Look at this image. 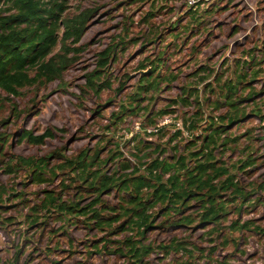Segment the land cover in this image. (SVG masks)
Listing matches in <instances>:
<instances>
[{
	"label": "rangeland",
	"instance_id": "1",
	"mask_svg": "<svg viewBox=\"0 0 264 264\" xmlns=\"http://www.w3.org/2000/svg\"><path fill=\"white\" fill-rule=\"evenodd\" d=\"M68 5L71 17L84 11L93 13L79 43L82 50L77 62L65 72L63 81L39 91L23 90L20 98L8 97L0 89V120L7 121L0 138L8 139L6 154L42 158L63 150L68 156H77L85 148H97L101 160L121 153L119 161L136 165L132 155L139 145L142 149L149 142L147 130L156 128L146 121L151 117L157 126L168 118L169 125L152 137L154 148L139 156L158 149L152 158L165 150L164 157L172 159L188 143L183 137L170 143L176 123L190 126L200 106L204 125L208 117L227 114V103L232 100L246 116L221 138L240 140L230 143L223 153L219 149L216 157L231 167L254 154L258 162L248 169L250 175L238 178L246 184L264 182V0H196L194 4L191 0H69ZM107 50L108 65L101 69V55ZM93 71L99 76L90 77ZM141 84L148 91L141 94L139 104L129 103ZM225 84L237 89L230 100ZM185 89L195 95L187 106L180 101L187 97ZM218 104L224 107L217 111ZM123 107L131 111L112 119ZM161 110H168L169 116H158ZM198 129L194 131L197 137L201 135ZM47 130L54 137L41 146L21 138L26 131L41 136ZM107 162V171L116 170L117 162ZM49 163L50 168L58 164L55 160ZM3 187L7 193L0 202V221L4 222L0 223V264H127L114 253L115 242L123 235L109 237L112 243L108 244L106 237L83 223L64 232L62 224L48 217L40 222L46 221L43 227L26 222L30 208L19 204L11 193H24L26 204L33 206L47 190L60 193L59 181L40 185L28 173L8 175L2 169ZM72 195L64 191L62 197ZM253 195L242 216V223H254L248 229L231 233L225 227L221 234H210L202 225L150 231L144 237L146 243L158 246L175 239L183 241L187 251L168 256L155 251L146 264H264V190ZM105 198L118 204L114 194ZM257 198H261L260 204L251 208Z\"/></svg>",
	"mask_w": 264,
	"mask_h": 264
},
{
	"label": "trees",
	"instance_id": "2",
	"mask_svg": "<svg viewBox=\"0 0 264 264\" xmlns=\"http://www.w3.org/2000/svg\"><path fill=\"white\" fill-rule=\"evenodd\" d=\"M68 2L0 0V89L8 97L20 98L23 90L34 88L39 91L56 81L62 82L65 72L77 62L82 50L79 43L93 11H84L71 17L68 14ZM109 55V50L102 53L99 62L101 69L107 67ZM89 76L96 78L99 72L93 71ZM89 83L92 84V79H89ZM225 87L228 91L226 97L230 100L237 89L232 84H225ZM144 91H148V88L141 84L139 93L134 95L136 98L129 97V103L139 104L137 100ZM184 95L187 97L180 101L186 106L190 105L189 99L195 96L194 91L185 89ZM222 105L218 104L215 110L224 107ZM227 105L230 108L227 114L216 119L208 117L204 125L203 111L199 106L192 119L194 122L188 128L195 141L186 144L183 153L172 159L163 157L165 150L152 158L158 149L139 156L143 150L154 148L151 142H147L142 149L138 148L140 145L137 147V154L132 155L138 161L136 165L128 160L119 161L121 153L101 160V151L97 148L95 151L85 148L77 156H68L61 150L47 157L26 158L15 153L6 154L8 139L3 136L0 138V156L4 155L0 159V170L3 169L8 175L23 171L40 185L59 181L62 189L60 193L47 190L43 199L37 200L33 206L26 204L24 193H11L13 198L19 200V204L30 208L26 220L30 226L43 227L46 221L43 224L40 222L48 217L62 224L61 231L64 232L72 225L83 223L89 230H96L103 239L106 237L108 244L112 243L109 237L123 235L121 240L115 242L114 253L124 258L127 264H146V258L155 251H161L160 254L165 256L187 251L185 243L175 239L164 241L158 246L153 242L146 243L144 237L150 231L162 233L172 228L195 229L203 225L210 229V234H221L225 227L232 233L248 229L254 224L252 220L242 223V216L244 208L252 203L253 194L264 190V182L246 184L238 176L250 175L248 169L258 159L253 157L254 154H249L229 167L216 157L219 149L223 153L230 143L239 142L238 138L229 140L221 137L232 125L243 122L246 116L237 102L231 100ZM127 111L131 110L123 107L121 113L114 114L112 119H119L120 114ZM167 114L168 110H161L158 116ZM146 121L148 125L157 126L151 117ZM6 122L1 118L0 129L6 126ZM198 128L201 129L199 137L194 133ZM162 130L160 128L159 132ZM180 134L179 131L171 136L170 143L175 142ZM53 137L50 130L41 136H35L31 131L21 136L34 146H41ZM199 141L201 143L197 147ZM52 160L58 164L50 168L49 162ZM108 160L117 162L116 170H106ZM64 191L73 192V195L63 199ZM6 193L7 189L0 188L1 203ZM112 194L118 201L116 205L105 198ZM84 201L89 203L83 205ZM260 202L261 198H257L253 202L255 205L250 207L256 208ZM43 212L46 216H42ZM230 221V225L224 226Z\"/></svg>",
	"mask_w": 264,
	"mask_h": 264
},
{
	"label": "built area",
	"instance_id": "3",
	"mask_svg": "<svg viewBox=\"0 0 264 264\" xmlns=\"http://www.w3.org/2000/svg\"><path fill=\"white\" fill-rule=\"evenodd\" d=\"M191 2H192V4H194V3H196V0H191ZM167 116H169V115H164L163 116V118H165V117H167ZM162 118V119H163ZM169 125V121H168V118H166L164 121L162 120V123H161V125H159V126H156V128H153V129H148L147 130V135H148V138H147V141H149V142H153L152 141V137H156V136H158L159 134L158 133H160L159 132V130H160V128H165L166 126H168ZM175 128H176V131H175V133H177V132H181V134H180V136L175 140V143L176 142H178L177 140L180 138V137H183V138H185V139H187V142L189 143L190 142V140H192L193 139V133L188 129L189 128V126L187 125V123H185V122H178V123H176L175 124ZM174 133V134H175ZM155 135V136H154ZM187 143V144H188ZM164 157V156H163ZM163 157H160V159H162Z\"/></svg>",
	"mask_w": 264,
	"mask_h": 264
}]
</instances>
